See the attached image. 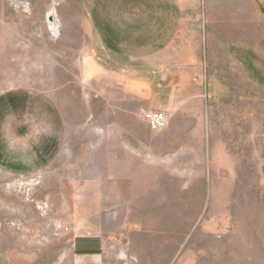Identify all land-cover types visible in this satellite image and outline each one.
<instances>
[{
	"label": "rangeland",
	"instance_id": "rangeland-1",
	"mask_svg": "<svg viewBox=\"0 0 264 264\" xmlns=\"http://www.w3.org/2000/svg\"><path fill=\"white\" fill-rule=\"evenodd\" d=\"M0 264H264V0H0Z\"/></svg>",
	"mask_w": 264,
	"mask_h": 264
},
{
	"label": "crops",
	"instance_id": "crops-1",
	"mask_svg": "<svg viewBox=\"0 0 264 264\" xmlns=\"http://www.w3.org/2000/svg\"><path fill=\"white\" fill-rule=\"evenodd\" d=\"M165 112V110H164ZM103 242L98 235L82 236L76 241L75 254L83 257H94L102 254Z\"/></svg>",
	"mask_w": 264,
	"mask_h": 264
},
{
	"label": "built area",
	"instance_id": "built-area-1",
	"mask_svg": "<svg viewBox=\"0 0 264 264\" xmlns=\"http://www.w3.org/2000/svg\"><path fill=\"white\" fill-rule=\"evenodd\" d=\"M141 113L145 117L149 128L153 130L164 128L172 118L168 112L160 110H147L143 108Z\"/></svg>",
	"mask_w": 264,
	"mask_h": 264
},
{
	"label": "bare ground",
	"instance_id": "bare-ground-1",
	"mask_svg": "<svg viewBox=\"0 0 264 264\" xmlns=\"http://www.w3.org/2000/svg\"><path fill=\"white\" fill-rule=\"evenodd\" d=\"M49 15L53 16V19L50 20L51 30H53L54 35H58L59 30V18L56 15V8L52 6Z\"/></svg>",
	"mask_w": 264,
	"mask_h": 264
},
{
	"label": "water",
	"instance_id": "water-1",
	"mask_svg": "<svg viewBox=\"0 0 264 264\" xmlns=\"http://www.w3.org/2000/svg\"><path fill=\"white\" fill-rule=\"evenodd\" d=\"M49 19L52 20V19H53V16L50 15V16H49Z\"/></svg>",
	"mask_w": 264,
	"mask_h": 264
}]
</instances>
